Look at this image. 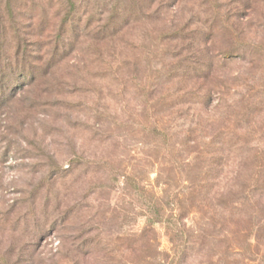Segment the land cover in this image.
Instances as JSON below:
<instances>
[{"label": "rangeland", "instance_id": "obj_1", "mask_svg": "<svg viewBox=\"0 0 264 264\" xmlns=\"http://www.w3.org/2000/svg\"><path fill=\"white\" fill-rule=\"evenodd\" d=\"M212 1L164 0L157 13L143 11L120 37L80 38L70 54L51 63L46 54L54 32L30 39L28 53L43 58L37 65L44 73L11 95L13 83L0 89V264H173L162 228L148 243L132 237L140 235L144 218L125 179L166 209H174L169 203L178 195L189 226L202 217L191 186L200 178L197 153L206 137L225 127L226 136L244 150L264 155V103L256 116L234 123L214 113L216 101L204 111L189 103L182 107L171 97L186 85L165 78L176 64L169 55L176 43L160 37L186 25L204 31V23L213 21L207 11ZM217 5L218 19L244 41L264 44V0H217ZM212 75L228 103L264 89V69L246 62L215 67ZM243 82L252 90L245 91ZM209 86L195 85L199 91ZM196 116L197 127L190 125ZM246 152L229 154L217 181L220 191L239 190L256 172ZM73 155L107 163L116 171L115 181L100 168L70 173ZM50 158L60 170L50 172ZM239 168L243 179L234 180ZM227 219L214 218L215 229L207 230L215 233L210 250L192 252L187 264L262 263L264 241L252 238L251 257L244 249L247 225Z\"/></svg>", "mask_w": 264, "mask_h": 264}, {"label": "trees", "instance_id": "obj_2", "mask_svg": "<svg viewBox=\"0 0 264 264\" xmlns=\"http://www.w3.org/2000/svg\"><path fill=\"white\" fill-rule=\"evenodd\" d=\"M163 3L164 0H0V89L5 88L7 82L8 85L13 83L14 86L9 92L11 95V91L32 84L44 73V69L37 65L43 58L37 59L28 53L32 37L54 32L50 37V48L46 55L51 60L48 62H55L70 54L80 38L86 39L88 36L93 41L102 42L120 37L122 30L129 24L142 19L143 11L147 15L155 14L162 8ZM207 11H211L213 21L204 23V31L190 30L186 25L160 37L170 43H176L174 49L170 53L168 51L176 64L170 67L165 78L168 81H181L186 85L171 97L181 106L189 103V106H199L204 111V106L216 101L214 113H222V118L225 117L230 122H245L259 113V107L264 103V89L255 91L253 97L243 96L239 101L228 103L225 93L219 90L216 83H212V74L215 67L226 68L238 61L264 69V44L244 41L226 20L218 19L217 0L209 2ZM39 30L41 35H37ZM218 43L220 45L217 47ZM247 75L250 76V73ZM199 82L211 86L199 91L195 87ZM243 86L247 92L252 90L245 82ZM183 111L187 112V109ZM194 116L195 113L192 114V119ZM196 117L198 120L190 124L195 127L201 119ZM225 130L227 128L222 127V130L206 137L207 141L202 142L201 150L197 153L202 158L203 166L199 170L200 178L191 189L198 197L197 208L202 217L189 226L184 223L185 209L180 206L178 195L175 194L173 201L169 203L174 209H166L161 202L160 204L148 199L144 188H140L133 179H125L127 188L141 204L138 210L144 218L140 235L132 237H142L148 243L149 236H157L156 228H162L173 250V264H187L192 252L202 254L210 250L213 242L211 238L215 233L207 234V230L215 229L217 222L214 218L217 217L223 219V222L227 218H234L238 223L247 225V234L243 236L247 249H244L251 257L252 238L264 241V155L253 150L248 152L247 148L244 150L245 145L233 142V139L226 136L230 131ZM157 131L158 134H163ZM245 152L248 154L247 162L255 166L256 172L253 176L243 179L239 168L234 175V180L243 179L238 185L239 190L220 191L217 181L224 163L229 160V154L242 155ZM68 163L72 168L70 173L78 168H100L105 171L110 182L115 181L116 171L103 161L73 155ZM48 166L50 172L53 169L55 172L60 170L53 158H50ZM206 209L212 212L211 217H205ZM65 215H70V210L66 211ZM101 226L98 225L96 230H101ZM221 230L222 228L218 233L222 232ZM95 244L97 246L99 242ZM91 246L93 247L92 244ZM260 257L264 258L262 255ZM261 261V264H264V260Z\"/></svg>", "mask_w": 264, "mask_h": 264}]
</instances>
